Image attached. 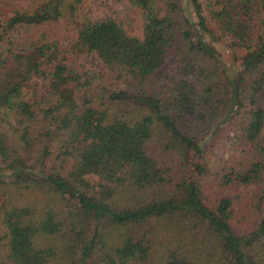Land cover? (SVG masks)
Returning a JSON list of instances; mask_svg holds the SVG:
<instances>
[{
  "label": "trees",
  "instance_id": "trees-1",
  "mask_svg": "<svg viewBox=\"0 0 264 264\" xmlns=\"http://www.w3.org/2000/svg\"><path fill=\"white\" fill-rule=\"evenodd\" d=\"M88 2L0 0V264H264V0Z\"/></svg>",
  "mask_w": 264,
  "mask_h": 264
},
{
  "label": "rangeland",
  "instance_id": "rangeland-1",
  "mask_svg": "<svg viewBox=\"0 0 264 264\" xmlns=\"http://www.w3.org/2000/svg\"><path fill=\"white\" fill-rule=\"evenodd\" d=\"M88 8L91 10L95 18H101L106 15H110L113 18L125 19L127 24V29L129 32L136 37L142 36L141 30V19L139 13L132 9L128 4L127 0H89ZM216 50L220 54L221 60L229 71L230 76H233L237 71L243 70L245 68V60L242 54L238 51H233L227 47V43H222L221 45H215ZM76 65H81L89 70L98 71L102 68L101 61L98 57L92 53L79 58L76 61ZM180 69L179 65L174 63L171 59L165 66L157 71L159 76H164L169 74L173 76ZM42 90V89H41ZM43 91V90H42ZM40 99H42V93H40ZM210 143L207 142L205 145ZM42 144H38L35 147L34 153L32 155V160L29 163L37 167L38 157L40 155V148ZM233 142L228 136L223 141H221L213 151V155L207 164H204L200 159L197 149H193L190 153L192 166L189 170L190 177L198 175L207 170H214L221 166V164L226 160L230 151L232 150ZM94 182V178H91Z\"/></svg>",
  "mask_w": 264,
  "mask_h": 264
}]
</instances>
